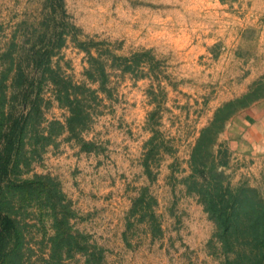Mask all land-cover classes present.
Returning <instances> with one entry per match:
<instances>
[{
  "label": "rangeland",
  "instance_id": "374dc122",
  "mask_svg": "<svg viewBox=\"0 0 264 264\" xmlns=\"http://www.w3.org/2000/svg\"><path fill=\"white\" fill-rule=\"evenodd\" d=\"M23 67L42 80L16 169L41 184L19 198L24 264H87V245L94 264H261L204 194L264 207V154L242 140L264 100V0H0L1 107Z\"/></svg>",
  "mask_w": 264,
  "mask_h": 264
},
{
  "label": "trees",
  "instance_id": "16d2710c",
  "mask_svg": "<svg viewBox=\"0 0 264 264\" xmlns=\"http://www.w3.org/2000/svg\"><path fill=\"white\" fill-rule=\"evenodd\" d=\"M44 60L46 62H43ZM48 61L44 54L36 52L30 65L33 72L35 70L40 72L42 69L43 75L50 73L54 83L59 86L61 79L58 73L52 70ZM125 61L126 64L129 63L127 59ZM99 66L100 81L104 91L107 92L105 85L109 80L108 73L103 62L99 63ZM14 80L20 90L19 95L15 94L16 99L14 98L13 101L19 100L21 96V101L17 105L7 109V96L1 92L3 104L2 107L0 106V264H24L26 236L22 232V222L19 220L22 208L19 198L27 193L32 194L41 185L37 183L38 176L36 179H17L16 173L18 176L19 174L16 169H19V160L24 156L23 150L29 127L35 126L41 114L39 93H35L34 100H31L29 106L28 101L32 98L33 91L41 86L42 80L28 74L24 67ZM65 88L67 90L63 97L68 99L72 115L68 122L70 125L80 123L84 118L82 111L77 107L79 102L71 100L69 87ZM58 90L62 92L63 89L58 88ZM43 138L47 136L43 135ZM204 195L206 206L214 217L224 242L231 243L233 237H243L246 242V246L243 247L247 248L245 256L251 260V263L264 264V207L247 198L242 192L235 194L230 192V195L226 196L223 192L205 190ZM63 236V233H57L53 238L52 257L57 243L63 239ZM86 247L87 264L99 262L100 255L92 250L91 246Z\"/></svg>",
  "mask_w": 264,
  "mask_h": 264
},
{
  "label": "crops",
  "instance_id": "0c3cea01",
  "mask_svg": "<svg viewBox=\"0 0 264 264\" xmlns=\"http://www.w3.org/2000/svg\"><path fill=\"white\" fill-rule=\"evenodd\" d=\"M247 117L242 140L248 146H253L256 154H264V100L258 102Z\"/></svg>",
  "mask_w": 264,
  "mask_h": 264
}]
</instances>
